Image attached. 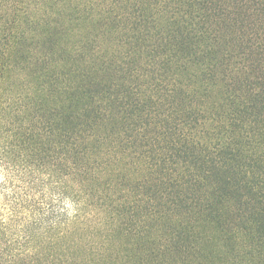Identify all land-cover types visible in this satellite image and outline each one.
Segmentation results:
<instances>
[{
    "label": "trees",
    "instance_id": "trees-1",
    "mask_svg": "<svg viewBox=\"0 0 264 264\" xmlns=\"http://www.w3.org/2000/svg\"><path fill=\"white\" fill-rule=\"evenodd\" d=\"M0 264H264V0H0Z\"/></svg>",
    "mask_w": 264,
    "mask_h": 264
},
{
    "label": "rangeland",
    "instance_id": "rangeland-1",
    "mask_svg": "<svg viewBox=\"0 0 264 264\" xmlns=\"http://www.w3.org/2000/svg\"><path fill=\"white\" fill-rule=\"evenodd\" d=\"M0 178H1V172H0Z\"/></svg>",
    "mask_w": 264,
    "mask_h": 264
}]
</instances>
